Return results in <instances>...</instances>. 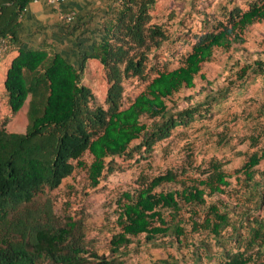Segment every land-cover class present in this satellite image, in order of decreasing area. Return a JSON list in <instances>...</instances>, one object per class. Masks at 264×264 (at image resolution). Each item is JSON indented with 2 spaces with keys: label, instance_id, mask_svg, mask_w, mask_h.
Listing matches in <instances>:
<instances>
[{
  "label": "trees",
  "instance_id": "1",
  "mask_svg": "<svg viewBox=\"0 0 264 264\" xmlns=\"http://www.w3.org/2000/svg\"><path fill=\"white\" fill-rule=\"evenodd\" d=\"M158 1L118 0V7L110 6L98 28L76 17L71 23L61 21L73 46L84 45L77 65L53 45H25L20 32L31 0H0L5 55L18 53L3 84L10 114L27 102L23 133L0 126V264H124L128 246L139 235L147 242L168 237L191 254V263L170 256L154 264H264V214L219 197L231 184L219 161L196 168L197 177L185 167L169 169L141 178L136 188L123 192L118 199L120 231L111 236L109 255L86 249L81 226L72 218L63 224L53 211L49 193L75 168L84 167L89 187L96 188L113 172L115 157L136 151L145 159L176 128L203 118L207 109L201 104L169 105L174 94L194 87L202 65L216 49L241 45L248 28L264 20V0H250L246 8H226L211 30L194 36L179 67L149 78V48L165 40L164 25L153 14ZM89 60L106 73L104 106H92L94 95L82 84ZM250 72L264 74V57L243 65L235 79L241 81ZM128 78L146 86L124 107L123 83ZM251 139L257 142V137ZM86 152L92 157L87 167L81 160ZM262 161L264 142L246 154L238 170L254 191L249 196L258 209L264 206V192L259 190L264 168L257 173L255 169Z\"/></svg>",
  "mask_w": 264,
  "mask_h": 264
},
{
  "label": "rangeland",
  "instance_id": "2",
  "mask_svg": "<svg viewBox=\"0 0 264 264\" xmlns=\"http://www.w3.org/2000/svg\"><path fill=\"white\" fill-rule=\"evenodd\" d=\"M249 1L159 0L153 14L156 21L164 25L165 40L149 48L146 62L148 77H154L158 71L179 67L190 52L195 35L211 30V24L222 18L226 8H246ZM207 21L208 25L205 24ZM45 37L47 41L50 39L47 33ZM82 40L86 42L85 37ZM244 40L228 51L216 49L213 58L202 65L194 87L175 93L169 103L179 108L201 104L203 109H207L203 118L176 128L169 138L156 143L145 159L136 151L131 156L115 157L113 172L106 174L96 188L89 187L86 169L77 167L49 193L53 211L61 222L64 224L72 218L81 226L86 249L99 255H109L111 236L120 231L117 224L120 195L136 188L141 178H152L169 169L185 167L193 177H197V169L203 170L213 161L222 162L231 184L219 197L231 205L238 201L243 208L264 214V206L258 209V202L249 196L254 191L247 186L243 173L238 171L246 154H251L264 142V136L259 137L264 131V74L250 72L241 81L235 79L243 65L264 57V20L250 26L244 33ZM56 49L79 65L84 45L80 48L72 45L69 49L57 46ZM82 84L94 95L92 106H104L107 81L102 65L87 61ZM123 86L124 107H127L144 90L146 83L128 78ZM26 106L17 114H10L6 93L0 85V126L4 124L9 132L23 133L27 125ZM252 137H257V142ZM138 142L134 141L131 147ZM81 160L87 167L92 157L86 152ZM263 168L264 161L256 167L255 173ZM259 190L264 192V183ZM192 238L197 240L198 237L193 235ZM127 250L124 264H154L170 256L192 262L189 250L177 248L168 237L147 242L144 235H139L133 238Z\"/></svg>",
  "mask_w": 264,
  "mask_h": 264
},
{
  "label": "crops",
  "instance_id": "3",
  "mask_svg": "<svg viewBox=\"0 0 264 264\" xmlns=\"http://www.w3.org/2000/svg\"><path fill=\"white\" fill-rule=\"evenodd\" d=\"M110 6L118 7V0H66L59 7L47 5L44 1L30 3L23 15L20 37L26 46L56 45L59 48L69 49L73 45L72 39L59 26L64 20V14L69 11L74 12L81 23L86 21L98 27L104 21V15ZM46 33L50 37L48 41L45 40ZM17 54L16 50H12L0 59V85L4 84L9 64ZM26 103L24 105H27Z\"/></svg>",
  "mask_w": 264,
  "mask_h": 264
},
{
  "label": "built area",
  "instance_id": "4",
  "mask_svg": "<svg viewBox=\"0 0 264 264\" xmlns=\"http://www.w3.org/2000/svg\"><path fill=\"white\" fill-rule=\"evenodd\" d=\"M40 1H44L47 5L59 7L63 5L66 0H31V3H38ZM75 14L74 12H66L63 16L66 23H71L74 20ZM7 42L4 38H0V59L5 55L7 50Z\"/></svg>",
  "mask_w": 264,
  "mask_h": 264
}]
</instances>
